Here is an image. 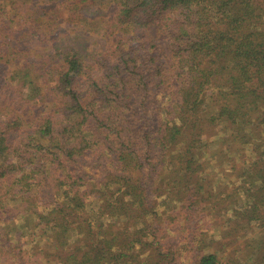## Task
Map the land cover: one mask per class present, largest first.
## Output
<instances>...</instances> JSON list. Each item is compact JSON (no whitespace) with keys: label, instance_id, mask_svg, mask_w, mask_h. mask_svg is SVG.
Here are the masks:
<instances>
[{"label":"trees","instance_id":"trees-1","mask_svg":"<svg viewBox=\"0 0 264 264\" xmlns=\"http://www.w3.org/2000/svg\"><path fill=\"white\" fill-rule=\"evenodd\" d=\"M96 37L104 43L86 47ZM1 73L4 111L25 108L0 122V216L24 215L20 229L1 227L0 264L21 263L5 246L22 228L44 229L23 236H46L49 250L57 243L62 264H177L183 217L225 192L201 174L228 177V166L240 180L227 181V220L264 225V2L0 0ZM245 148L252 159L241 162ZM169 188L180 198L159 215L155 197ZM45 190L56 206L43 207ZM93 196L99 230L86 215ZM260 243L246 241L224 264H251L264 256ZM196 259L222 264L217 253Z\"/></svg>","mask_w":264,"mask_h":264},{"label":"rangeland","instance_id":"rangeland-1","mask_svg":"<svg viewBox=\"0 0 264 264\" xmlns=\"http://www.w3.org/2000/svg\"><path fill=\"white\" fill-rule=\"evenodd\" d=\"M262 1L263 0H259V2L263 4L264 1L263 2ZM95 39H97L96 44L94 41H93V44L92 42L90 43L89 41H87L86 44L88 46L86 47H89V48L91 47V50L93 48L98 49L99 45L104 43V41L99 40V37H96ZM98 40L100 41V43ZM66 43H70V42H66ZM2 75L3 73L0 74V91H1V87L6 82L5 78H3ZM3 94L4 93L1 92L0 95H3ZM23 98L25 99L26 97L24 96ZM49 101L51 102V100ZM5 102H6L5 98H0V122L2 123L6 121L5 116H7V114L9 115L12 113H16L17 115H19L23 113L24 108H25V107H20L17 105H10L11 107L10 106L6 107L4 111L3 105L5 104ZM24 104L28 107H31L32 105L35 104L40 109L44 107L46 108L50 107L46 101L42 103L40 102L39 104H37L36 101L31 100V99H29V101L27 100ZM220 128L221 127H218V129ZM218 137L219 138H216V139H220V138L227 137V136L225 132L222 131L221 134L218 135ZM205 138L207 139V137ZM237 153L239 154V159L242 158L241 162L243 161L248 162L249 159H252L250 158L252 153L249 148H245L242 151L239 150L237 151ZM1 163L4 164L5 167L8 164V162H5L4 160L1 161ZM228 168L229 169L225 173L228 175V177L223 176V174H217L218 176H212L210 173H207L205 175L201 174L205 176V178L207 179V182H210V188L214 192L216 191L215 193H219L220 187H222V190H224L225 192L223 195H219V196L217 195V197L213 200L207 199L205 203L203 202L198 203L199 205L198 211L195 213V216L192 218V220L189 223L187 222L185 224L186 220L183 217L182 226L180 227L181 228L184 227V228L180 230L181 232H179V234H177L181 242L178 244L179 246L175 247L174 249L175 251H177L176 254L174 255L175 259L178 260L177 264H194L195 261L197 260L196 257L200 252L206 253V254L207 253H217L219 254L221 263L224 264L225 261L228 259V257L232 256L233 252L235 254L238 253L239 255H241L243 249L245 248L246 241L253 242V240L254 241L257 240L259 248H261L262 246L260 242H263L264 244V225L253 222L251 225L247 226V223L241 220V223L243 224H241L240 227H236L235 226L236 224L234 222L227 220L231 216L232 217L234 216V212L232 210L227 212V208L230 207L231 201H233L235 198L234 197L235 192L230 191V188L232 186H229L227 181L232 180L233 183H235L236 181L240 180L239 178L234 177V174L232 178H229L230 174L232 173V169H230L229 166ZM211 169H209V171ZM217 170L218 169L215 168V171ZM239 170H241V167L238 169V171ZM217 172L221 173L220 171H217ZM135 176L137 175L135 174ZM156 181H157L156 188H158L159 179H156ZM237 183L240 184L241 181ZM5 187H6V184L2 186L3 189L0 192V202H5L3 201L4 199L3 194L6 191ZM208 189L209 188L206 187L204 191H207ZM43 194L41 195L42 204L44 202L43 207L47 206L45 202L50 201V200L52 201V204H51L52 206H56L58 204V201H56L58 198L55 196V194L52 193V196H51L48 190H45ZM5 196H6V193H5ZM176 196L180 198L179 195L172 193L169 188V194H165L162 197H158V196L155 197L156 199L155 202L158 204L156 209L159 215H163L164 209H166L165 203H169L170 208L172 207L171 198L176 197ZM205 197L207 198V197H212V196L209 193L208 196H205ZM162 203H164V206H162ZM184 203L185 205L187 204L185 199H184ZM14 204H16L14 201L9 200V204H8L9 207H12V209H15ZM99 206H100V203L94 196L87 199V214L86 215L89 217H93V221L95 222L94 226L96 227L97 230H99L98 227L100 223L105 220V216L100 218V216L98 215ZM245 208L246 207L244 206L240 207V209H245ZM9 216H12V213L11 215H8V216L5 215L4 218L0 216V234L3 232V230H1V227L2 226L4 227L5 225L7 226L11 222L13 223L15 222L19 229H20V225L21 226L24 225V218H23L24 215L22 212L17 211L16 213V211H14L13 216L15 217L14 218L11 217V219L9 218ZM149 218H151V221H153L152 215ZM244 226H246V228ZM185 228H189V230H186ZM195 229H197V231H200V232H196ZM34 230L38 231L36 228H29V229L22 228V230H19L18 232L15 231L14 234L11 235L12 238H10V235H8L10 238V241H9V244L5 246V249L10 248L9 250H15L12 253L13 256H11L10 261L18 262L20 257H22L21 263L19 262L20 264H62V260L59 258V254H61L62 252L58 249L57 243H56V246H54L52 250H49L47 248L49 241L46 238V236L41 238L42 240L40 243L38 242L41 236L38 238H33L35 237L34 234H32V237L23 236L25 232H27V235H31L32 231ZM243 230L245 231V233L243 232ZM44 231H45L44 229H41L38 232L39 234H42ZM190 231L196 232L199 235L198 237L197 236L195 237L196 238L195 243L190 241V237L192 236ZM170 235H172V237H168L167 239L168 245L170 243H173L174 240H175L174 245H177L176 242L180 240H176V235L174 236L173 234H170ZM26 239H27V242H25ZM201 240H205V242L210 245V248L205 247L206 243H204L203 245H200ZM188 245H191V248H188L187 247ZM20 248H21L22 253H20ZM199 248H203V250H200ZM155 249L158 250L156 246L148 247L143 252V257H144L143 259L144 260L147 259L149 255H151L152 253L156 251ZM4 256L6 257V255ZM151 256L154 257V254ZM7 257H10V256L7 255ZM249 257L250 256H247V258ZM243 260L244 258H242V260L240 259V261H243ZM259 261L262 262V264H264V256L255 257V259H252L250 263L259 264L257 263ZM2 264L4 263L2 262Z\"/></svg>","mask_w":264,"mask_h":264}]
</instances>
